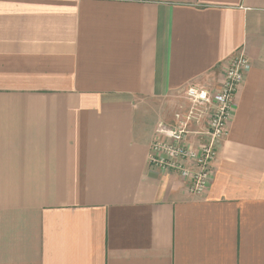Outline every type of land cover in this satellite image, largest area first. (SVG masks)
<instances>
[{
    "label": "crops",
    "instance_id": "1",
    "mask_svg": "<svg viewBox=\"0 0 264 264\" xmlns=\"http://www.w3.org/2000/svg\"><path fill=\"white\" fill-rule=\"evenodd\" d=\"M238 53L190 193L150 142ZM0 264H264V0H0Z\"/></svg>",
    "mask_w": 264,
    "mask_h": 264
},
{
    "label": "built area",
    "instance_id": "2",
    "mask_svg": "<svg viewBox=\"0 0 264 264\" xmlns=\"http://www.w3.org/2000/svg\"><path fill=\"white\" fill-rule=\"evenodd\" d=\"M251 68L243 54L234 55L226 68L221 85L212 90L189 85L183 91L188 109L176 113V123L159 124L149 145V167L163 173H176L188 183V191L201 194L212 180V164L219 141L227 134L231 107L237 89ZM192 123H203L193 131ZM198 135L199 143L192 140Z\"/></svg>",
    "mask_w": 264,
    "mask_h": 264
},
{
    "label": "rangeland",
    "instance_id": "3",
    "mask_svg": "<svg viewBox=\"0 0 264 264\" xmlns=\"http://www.w3.org/2000/svg\"><path fill=\"white\" fill-rule=\"evenodd\" d=\"M180 101L183 102V101H184V98L182 97V99H181ZM183 103H184V102H183ZM184 108H185V107H181V106L179 105V103H177V107L175 106V107H173V108H169V109L171 110V113H172L171 115H173L172 117L175 118L174 115H175L176 113L183 114V113L186 112L187 109L184 111ZM182 110H183L184 112H183Z\"/></svg>",
    "mask_w": 264,
    "mask_h": 264
}]
</instances>
